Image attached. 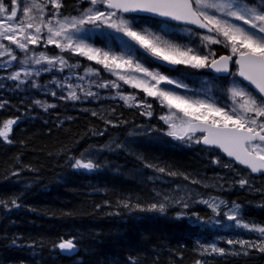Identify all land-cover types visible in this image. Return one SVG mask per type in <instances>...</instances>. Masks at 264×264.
I'll use <instances>...</instances> for the list:
<instances>
[{
    "label": "snow or ice",
    "instance_id": "obj_1",
    "mask_svg": "<svg viewBox=\"0 0 264 264\" xmlns=\"http://www.w3.org/2000/svg\"><path fill=\"white\" fill-rule=\"evenodd\" d=\"M63 7V0H0V58H8L0 59V70L7 71L13 62L19 65L6 77L17 82V88L30 84L38 91L46 90L47 86L37 80L42 73L80 68L79 62L70 64L69 58L63 55L50 56L46 51H37L30 46L42 49L54 46L61 53L86 57L115 75L117 80L99 79L100 71L89 67L82 70L83 75L75 74V79L81 82L87 77H97L89 81L87 89L73 84V76L67 75L61 82H52L54 87L61 89L60 93L45 91V94L79 101L82 96L77 89L84 97L97 98L100 92L92 91L93 86L114 89L118 90V99L129 107H146L149 111L142 114L151 117L150 103L119 91L122 85L118 81H122L124 85L141 90L147 97L155 98L168 109L165 115L160 116L167 125L165 135L188 146L194 143L219 148L252 174L264 176V0H78L73 9L76 15H65L61 12ZM181 24L188 26L181 31L194 38L188 45L171 42L178 39L176 25ZM96 30H112L101 31V35L106 37L107 50L85 42L88 34ZM114 41L118 42L120 55L113 51ZM212 45H220L227 50V54L217 56V50ZM153 64L156 69H165L167 74L150 70ZM28 65L41 67L33 70ZM176 65L210 70L218 74L216 78L221 81L231 78V87L223 90L230 95L213 98L204 94L203 99L193 98L199 93L190 94L188 84L171 75L172 66ZM233 66L235 72L232 71ZM122 69L127 71L121 72ZM237 76L242 80H236ZM181 89L184 91H178ZM130 99L135 103L129 104ZM34 103L47 111L48 106L42 105L40 100ZM7 104L8 101H0V109ZM18 122L19 118L0 122V141L11 143L10 136ZM98 134L103 135V132ZM71 166L84 172L99 171L103 167L95 151L82 153ZM145 166L172 177L183 175V179L193 184L200 183L195 178L163 166L147 163ZM224 167L231 165L225 164ZM237 183L241 188L249 186V190L264 191L252 189L248 178H240ZM156 197L147 206L139 201L133 203L131 199L122 203L125 208L159 213L166 212L173 202L189 207L179 192L174 200L167 193L162 196L156 193ZM199 202L218 212L219 205L214 198ZM0 207L11 211L12 207L18 208L20 204L18 199L11 200L10 206L0 200ZM225 216L237 227L258 231L261 242L249 247L264 252V226L254 228L248 223L241 224L242 205L233 203ZM77 243L74 237L61 239L55 247L61 252L72 253ZM240 243L243 245L244 242ZM13 245L16 246L15 240ZM223 251L211 247L213 253L222 254Z\"/></svg>",
    "mask_w": 264,
    "mask_h": 264
},
{
    "label": "trees",
    "instance_id": "obj_2",
    "mask_svg": "<svg viewBox=\"0 0 264 264\" xmlns=\"http://www.w3.org/2000/svg\"><path fill=\"white\" fill-rule=\"evenodd\" d=\"M63 2L62 12L70 14L78 0ZM223 52L217 48V55ZM60 55L71 64L97 67L77 55ZM184 71L191 72L179 66L171 73ZM3 81L0 101L8 104L0 109V122L9 118L19 122L13 127L11 143L0 141V200L10 206L11 200L18 199L20 207L11 211L0 207V264H264V252L249 247L261 242V234L237 227L222 214L212 222L215 215L204 208L156 213L123 207L128 199L148 205L146 180L140 187L130 175L140 166L139 159L121 148L136 125L153 127L133 109L117 108L113 116L102 112L93 116L78 104L58 105L54 97L53 107L43 111L31 98L13 90L16 83ZM115 138L114 145L97 157L103 165L99 171L71 166L82 153L104 148ZM135 141L139 147L134 153L143 152L146 160H161L168 170L193 173L208 166L206 150L198 144ZM257 181L251 188L264 190L263 178ZM263 198L243 193L230 196V201L248 206L241 224L264 226V207L255 208ZM73 237L78 241L73 254L64 255L55 247L61 239ZM212 246L223 253L211 252Z\"/></svg>",
    "mask_w": 264,
    "mask_h": 264
},
{
    "label": "rangeland",
    "instance_id": "obj_3",
    "mask_svg": "<svg viewBox=\"0 0 264 264\" xmlns=\"http://www.w3.org/2000/svg\"><path fill=\"white\" fill-rule=\"evenodd\" d=\"M65 15H76V13L73 11L72 13L65 14ZM145 27H150V26L145 25ZM184 28L186 27L176 25V32H177L178 39L171 41L172 43H176L180 46H183V45H188L191 40H194V38L191 37L190 34L181 31ZM101 31L112 32V30H96L88 34L89 38L85 42L90 44L93 47L107 50L105 48L106 37L101 35ZM115 35H119V34H115ZM163 39H169V38L163 37ZM212 47L215 48L216 50L217 48H221V50L224 51V54H227V50L222 48L220 45H212ZM30 48H33L34 50H37V51L44 50L50 56L61 53L60 50L56 49L54 46H49L48 49L37 48L36 46H30ZM112 48L115 54L117 55L121 54L120 47L118 46V42L114 41L112 43ZM81 58L87 60L86 57H81ZM0 59L7 60L8 58L4 57ZM90 62L95 64L94 61H90ZM95 65L97 67L93 65L91 67L98 69L100 71L99 79L117 80V77L115 75H112L108 71L104 70L101 65H97V64ZM183 66L190 69L191 72L184 71L183 73H181L184 75H181L179 73L178 74L171 73V75L177 77L178 79L183 80L184 83L188 84L189 89H190V94L199 93L198 96H193V98L203 99L205 98L204 94H207L208 96H211L213 98H219L220 96L227 97L228 95H230L228 93H225L223 90L228 87H231V84L229 83V80L231 78H229V80L221 81V80L214 78L213 75L208 73L209 71L206 69L196 70L186 65H183ZM18 67L19 65L16 64V62H13V66L8 68L7 71L0 70V83H4L3 79L6 78L7 75H9L11 72L17 70ZM27 67L35 70V69H39L41 66L28 65ZM86 68H89V67H83L80 65V68H75V69H72L71 71H69L68 69H65L64 72L53 70L51 72L42 73V75L38 77L37 80L41 85H46L47 88L46 90L41 89L39 90V92L38 90L33 89L30 84L28 85L22 84L20 85L19 88H17L16 87L17 82L13 81L11 85L16 83L14 85L13 90L20 91L21 93L26 95V98H31L32 101H35V99L40 97L38 100L41 101L42 105L48 106L47 107V110H48L53 107V103H54L53 100L55 99L54 97H50V94H45V91L47 93H50L52 91H56L57 93L61 92V89L54 87L52 82L53 81L61 82L63 81L65 76L72 75L73 79L71 82L73 84H79L85 89H87L89 87V81L93 79H97V77H94V76L87 77L83 82L79 81L78 79H75V74L79 73L80 75H83L82 70ZM150 70H157L163 74H167L165 69H156L155 64L152 65V68ZM120 71L126 72L127 70L122 69ZM236 80L239 81L237 77H236ZM118 82L122 85L119 91L123 92L126 95L127 94L135 95L137 100H144L146 101V103H150L152 105V108L150 109V111L152 112L151 117L142 114V113H146L147 111H149V109H147L146 107H136V106L129 107L128 104H125L122 100L118 99L117 98L118 90H114V89H97L93 86L92 91L100 92V96L98 98L97 97H84L83 93H81L79 89H77L78 94L82 96V99L79 101H70V100L60 99L59 95L56 97V99L59 100L58 105H62V104L66 105V104L74 103V104L80 105V108H82L83 110L84 109L90 110L97 114H100L102 112V113H105L107 117L115 115V110L117 108H124V109L130 108V109H133L136 113H138L142 119H145L146 121H148L149 124H153V127L142 125V124L136 125L133 128L132 132L130 133V137L128 138L127 136L126 139L121 142V148L124 147L127 153H130L132 156H135L136 158L139 159L137 160V162L140 164V166L137 167L134 172H131L130 175L140 185V187H143V180L144 179L146 180L147 182L146 185L148 186V187L145 186L146 188H148V190L146 189V194L148 195L145 196L147 197L146 203L149 204L153 202L154 199L157 198L156 193H160L161 196L164 193H167L174 200L177 198V192H179V194L185 198L186 202L189 204V207L184 208L180 204H176L173 202V203H170V205L167 207V210L172 209V208H177V209L180 208L181 210V209H188V208L195 209L197 207H202V208L210 209L216 215L223 214L225 216V213L229 212V208L233 205V203H239L240 205H242V213L248 207L247 204L245 203H242L236 200L230 201V196L234 198L236 194H240V193L250 195V196H263L264 195V191H252V190H249V186H245L244 188H241L239 184L237 183L238 179L248 178L250 181V186H252L254 184H257L258 178L254 177L250 172L236 167L232 162L223 159L222 156L214 150L206 151V156H207L206 161L208 162V166L197 169V171L193 173L175 171L177 173L186 174L190 178H195L196 180L200 181V183H197V184L190 183L189 180L183 179V175L172 177V176L159 173L155 171L153 168L146 167L145 166L146 163L157 165V166H163V167L165 166L163 165L161 160H152V159L146 160V157L144 156L143 152H140L141 154L139 156L136 154V152L134 153V151H136L135 146H138L136 145V141H135L137 138H139L141 141L143 140L145 144H154L160 141H169V142L178 141V140L173 139L172 137H168L167 135H165V132L167 131V125L164 123V121L160 119V116L165 115L168 112V109L166 107H162L160 105V102L156 100L155 98L147 97L146 94L143 93L141 90L134 89L129 85H124L122 81H118ZM161 86L163 87V85ZM178 91L183 92L184 90L181 89ZM36 92L37 94H35ZM226 102L231 103L230 100H226ZM134 103L135 101H132L131 99L129 100V104H134ZM49 105H52V106H49ZM39 106L41 107L43 111H45L44 107H42L41 105ZM105 120L107 122V119ZM155 123H158L159 125H162L163 127L160 128L159 125L155 126L154 125ZM179 123L180 121L178 120L177 124L179 125ZM116 141H117V138H115L112 142L107 143L105 147L103 148L104 151L102 152L99 151L101 148L91 149L89 152L95 151L96 158H97L98 156H101L102 153H104L108 147L111 148V146L114 145ZM179 142L184 144V142H181V141ZM192 145H195V144L193 143L191 144V146ZM225 164L231 165V167L226 168L224 167ZM170 171H174V170H170ZM29 186L30 185H28L27 187ZM149 189H150V192H149ZM210 198H214L215 203L219 205L218 212H214L212 208L208 207L207 204L199 202L201 200H210ZM221 201H223V203H221ZM257 202L258 204H255V208L264 207V198L261 201L258 200ZM179 212L177 213L179 216L180 214L181 215L184 214L183 212L182 213H179Z\"/></svg>",
    "mask_w": 264,
    "mask_h": 264
},
{
    "label": "water",
    "instance_id": "obj_4",
    "mask_svg": "<svg viewBox=\"0 0 264 264\" xmlns=\"http://www.w3.org/2000/svg\"><path fill=\"white\" fill-rule=\"evenodd\" d=\"M156 19H159V18H156ZM171 23H175V22H171ZM182 25V24H181ZM183 26H186V25H183ZM201 31H204V30H201ZM172 67H174V66H172ZM212 72V71H211ZM212 73H214V72H212ZM216 74V73H215ZM218 75V74H217ZM240 78V77H239ZM241 80H242V78H240ZM244 83H247L246 81L244 82ZM254 87V86H253ZM202 146H204V147H208V146H205V145H203V144H201ZM215 149H218L224 156H225V158L226 159H228V160H231V161H233L238 167H241V168H243V169H245V170H248V169H246L245 168V166H243V165H240V164H238V163H236L235 161H234V159L233 158H230V157H228L227 155H226V153H224L221 149H219V148H215ZM248 171H250V170H248ZM255 177H258V176H260V175H256V174H253ZM65 254H70V253H67V252H64Z\"/></svg>",
    "mask_w": 264,
    "mask_h": 264
}]
</instances>
